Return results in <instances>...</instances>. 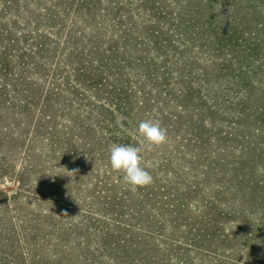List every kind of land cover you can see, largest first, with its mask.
Segmentation results:
<instances>
[{"label":"rangeland","instance_id":"obj_1","mask_svg":"<svg viewBox=\"0 0 264 264\" xmlns=\"http://www.w3.org/2000/svg\"><path fill=\"white\" fill-rule=\"evenodd\" d=\"M105 1L112 2L109 5L105 2L100 8L108 10L106 15L111 21L127 13L131 16L140 14L142 18V21L123 19L119 22L130 24L132 34H126L130 58L136 57L134 46L142 34L150 33L149 30L162 31L163 39L168 44L177 40L176 32L170 35L164 32L166 27L160 29L154 21L149 24V19L144 17L146 14L148 18H160L154 20L165 22L166 26L180 22L189 25L190 20L198 25V35H180L183 46L186 40H190L193 46L175 44V51L172 52L181 51L186 58L194 57L186 68L179 64L176 69L197 82L195 87L199 100L180 101L187 110L182 114L170 100L162 99V93L156 95L149 91L144 97L148 101L143 110L144 113L149 112L148 117L154 116L153 119L162 121L168 131L167 142L160 146L149 148L145 142L143 154L151 163L147 165H155L151 169L153 178L157 180L165 169L157 166L163 161L169 170L179 174L188 191L176 193L170 200H164L162 192L155 191L156 197L151 201L155 212L147 210L149 218L154 219L148 223L153 232V242L139 246L121 245L123 219L115 206H131L130 211H122L130 212V217L124 220L145 225L147 223H143V217L135 215V206L146 202L144 196L147 192L142 198L133 200L112 199V205H108L112 207H107L104 200L99 201V197L97 199L92 184L99 175L95 170L100 165L97 154L86 157L82 152L93 153L96 150L85 147L77 140L79 128L83 126L77 120L80 114L78 108L94 105L82 89L68 85L67 76L68 72L71 73L73 79L79 78L88 88L87 69L83 67H87L86 61L97 56L94 47L105 40L112 49L120 48L121 56L124 53L122 41L125 34L120 36L115 33L118 38L104 39V35L108 36L112 31L110 21L105 24L111 29L108 33H105L104 25L98 23L103 36L101 39L97 35L92 39L80 40L81 47L90 45L91 57L86 53L85 57L60 60L57 44L50 40L41 43L37 35L29 33L27 28L33 18L36 19V25H31L34 29L49 27V20L54 22L55 19H39L33 7H28L21 0L9 4L5 11L8 24H0V41L3 40L5 44L15 41L14 45L28 42L26 46L30 49L17 55L19 64L11 70L16 71L23 81L14 83L0 72V171L5 157L12 159L17 156L11 166H20L18 154L28 144L30 132H27L32 130L35 119H46L48 116L54 119V132L58 133L59 140L48 137L47 133L53 132L49 126L53 124L44 121L37 137L30 143L29 155L34 168L26 177V182L32 186L35 195L24 199L17 196L18 203L9 208H16V211L9 215H6L5 197L0 196V235L5 238L11 235V243L18 240L11 230L12 225L18 223L12 216L18 214L22 226L18 232L34 246L32 255L40 254V245L49 256L55 253L59 258L62 254L70 257L74 249V257L91 259L89 264H264V0H174L189 1L190 4L185 7L169 6L173 0H158L160 6L155 5V9L152 3L133 1L120 5L126 0ZM188 5L187 16L184 9ZM67 6L60 7L64 9ZM161 11L165 14L160 15ZM62 13L64 18L78 14L76 8ZM58 24L63 25L61 22ZM86 26L87 23H82L74 29L84 31ZM137 31L140 34L138 37ZM62 36L67 38L66 35ZM60 41L65 42L64 39ZM41 45L44 48L47 45L48 54L41 53L44 51H41ZM143 47L148 54L153 53L150 44L144 42ZM23 64L31 66L24 68ZM130 67L134 68L133 65ZM132 77L134 79V75ZM7 84L20 89L35 84L40 85L41 89L32 97L16 93L22 100L21 104L19 100H10L11 96L6 94L10 90L6 88ZM145 90L147 92L149 89L146 87ZM45 95L49 102H43ZM98 96L103 95L98 93ZM12 103L15 109H7L13 106ZM19 112L21 115L17 116ZM138 119L144 120V116ZM190 128L196 130L202 142L197 140L194 131L190 135ZM178 135L186 147L178 142ZM74 148L80 153L78 161L72 157ZM101 177L111 181L115 195H119L127 186L120 179L123 178L121 172ZM192 182L197 185L191 187ZM15 189V185L8 180L0 184V190L9 192V196ZM107 189L104 184L100 185L101 192ZM174 200L177 202L173 203ZM81 210H88L103 222L93 229L99 235L95 241L93 237L90 242L78 237L75 230L74 236H71V229L77 224L81 226L78 216H82V221L85 219ZM57 214L61 217L58 218ZM93 215L86 216L94 218ZM107 216L115 220L109 223L104 219ZM70 224H73L72 228ZM138 235L145 237L141 233ZM111 236V241L106 239ZM96 243L100 246L94 247ZM86 247L91 248L90 252ZM10 252L16 254L18 249ZM60 263L64 264V261Z\"/></svg>","mask_w":264,"mask_h":264},{"label":"trees","instance_id":"obj_2","mask_svg":"<svg viewBox=\"0 0 264 264\" xmlns=\"http://www.w3.org/2000/svg\"><path fill=\"white\" fill-rule=\"evenodd\" d=\"M21 0H0V24H8V20L5 16L6 8L9 6L10 3H19ZM25 1L28 7H33V12L39 16V19H55L54 22L49 20V27H42V28H32L31 25L35 24L36 19H30L31 21L27 24V28L29 29V33L36 34L38 39L42 41L41 43H46L48 40L57 44L58 53L60 60L62 59H73L76 57H85L86 53H89L91 57V47L84 45L81 47L80 40L84 38L92 39L95 36H99L101 39L103 36L100 33V28L98 23H102L105 28V33H108L111 29L112 31L106 35H104V39H112L118 38V35L122 36L125 34L123 38L124 41L122 47L123 54L120 56V48L112 49L106 44L104 40L102 43L98 45V47H94L97 51V56L92 57L89 61H86L87 67H83L87 69L86 74L88 76L90 86L88 88L84 87L83 81L79 78H72L71 73L68 72V80L67 83L74 89H82L88 99H91L94 106L78 108L80 114H78L77 120L82 122V127L79 128V136L77 140L83 143V145L91 150H96L93 153H88L87 151H82L86 157H89L92 154H97V159L99 162V166L96 170L98 175L97 181L93 184L97 199L99 197V201L104 200V204L107 207H112L108 205H112L113 200L122 201L123 198L127 199H136L142 198L144 193H146V202H143L141 205L135 206V215H141L143 217V223L146 222L147 224L141 225L140 223L131 224L127 220H124L127 217H130V212L123 213L122 211L127 209L130 211L131 206L122 207L120 205H116L115 208L119 215H121L123 221L121 223L122 229L120 231L121 235L123 236L122 239V246H139L141 244H151L153 242L152 239V230L149 228L148 223L151 222L152 218H149L147 210L152 209L151 201L154 200L156 197L155 191L162 192V196H164V200L174 198L176 193L179 192H187L188 188L183 184L182 178L179 177V174L175 172V170H169L168 166L165 162L158 163L157 166L165 167L162 170L160 177L145 187L139 188L136 191L131 190V186L127 184L124 191H122L119 195L113 194L116 193L113 184L109 181L108 178L101 177L104 176H111L113 175L115 170H113L110 166V145L113 143L117 144H131L137 145L141 142H144L143 139L138 134V124L141 120L138 118L144 116V119L153 118L154 116L148 117L149 112L144 113V106L146 105L148 98H144L146 94L155 92L156 95H160L162 93L163 100H170L171 104H175L178 107L180 113H186L187 110L185 107L180 104V101L184 100H196L198 101L196 87L197 82L191 81L190 76L183 73L181 70L176 69V65L182 64L186 68L191 61L194 60L192 56H185L184 52H177L173 54L172 51H175L173 48L175 44L183 46L182 40L180 39V35H198L197 33V24L192 23L193 20H190L189 25H185L184 23L180 22L177 23L178 25L167 24L165 22H159L160 18H148L147 14L144 16L146 19H149V24H152L151 21L159 24L160 29H164V32H168L170 35H173L174 32L175 38L177 40H172L173 42H169L166 39H163V32L161 31H152L149 30V34H143L138 39V43L134 46V51L136 52V57L130 58L128 56V51L126 48V43L128 42V37L126 36L127 33L132 34L130 31V24H119L120 21L123 19H136L141 20L140 14H120L117 19L111 21L108 19L106 12L108 10H101L100 5L106 2V5H109L110 2L105 0H22ZM128 1V2H126ZM125 2L119 3L120 5H126L127 3L135 2H144V3H152L153 9L157 8L155 5L160 6L158 0H126ZM131 1V2H130ZM174 1V0H173ZM171 1L169 6H182L185 7L186 4H190L189 1L177 2ZM67 4V8H61L60 6H64ZM114 4V3H113ZM95 6L97 8H95ZM189 6V5H188ZM72 8H76L77 15L69 16L64 18V13L67 12ZM189 7L185 8L184 11L189 15ZM63 9V10H61ZM121 10V8H117ZM67 10V11H65ZM161 14H165V12H160ZM131 16V18H130ZM159 16V15H158ZM47 17V18H46ZM71 17V18H70ZM180 18V17H179ZM145 20V19H144ZM107 21H110V28L105 27ZM63 23V25L58 23ZM147 22V21H146ZM87 23L86 29L84 31H77L75 30V26L78 24ZM92 23H96L93 25ZM133 23V22H130ZM211 26V25H208ZM26 28V29H27ZM1 30V29H0ZM18 34V33H15ZM159 34V36H157ZM62 35H66L67 38L65 39ZM80 35V36H79ZM87 35L89 37H87ZM140 34L136 33L138 37ZM161 38L163 40H161ZM64 39L65 42L60 40ZM148 43L153 48V53L148 54L146 49H144L143 44L144 42ZM163 45L162 46V42ZM171 41V40H170ZM15 41L12 43L5 42L2 40L0 41V72L5 77L13 80L14 83L19 82L22 80L19 77L18 73L11 72L12 68H15L19 62L16 58L17 55L22 51L26 53L30 49H27V43H20L18 45H14ZM58 44H62L59 46ZM168 44L167 46H165ZM38 45V44H36ZM186 45L193 46L190 40H186ZM183 46V47H186ZM39 47V46H37ZM89 47V50H88ZM160 47L162 50L158 49ZM42 54L49 53L47 50V45L40 46ZM44 48V49H43ZM40 54V53H39ZM95 55V54H94ZM75 56V57H74ZM39 59L43 62V58L39 56ZM214 59V58H211ZM44 63V62H43ZM133 65L134 68L130 66ZM31 64H23L22 67H29ZM76 71V70H75ZM53 75V74H52ZM134 75V79L132 77ZM60 78V77H59ZM190 83V84H189ZM189 86H187V85ZM51 85V84H50ZM53 87V85L51 86ZM146 87L149 89L146 92ZM7 90L6 94L11 96L10 100H19L22 104V100L19 95L16 93L25 94L26 97H32L33 94L37 93L41 87L40 85H26L23 89L14 88L10 85H6ZM55 91V90H54ZM48 92V91H47ZM196 92V94H195ZM98 93L102 94V97L98 96ZM161 97V96H160ZM165 97V98H164ZM167 97V98H166ZM43 102H49L47 95L43 97ZM155 100H153L154 102ZM178 101V102H177ZM30 105V102H27ZM76 107V103L73 101ZM182 103V102H181ZM13 106L7 109H15L14 103ZM2 109H0L1 111ZM21 113H17V116H20ZM138 119V121H137ZM178 120V117H176ZM49 122V125L53 124V126H49L53 132H48V137H55L58 138V133L54 132L56 128V124L54 119H51L50 116L46 119H35L34 125L32 130H28V144L23 146L20 149V153L18 154V159L20 160V166L12 165L11 162L17 159V156L12 159H8L5 157L3 159V168L0 171V184L4 180H8L15 185L16 189L13 190V194L9 196V192L1 191L0 196L5 197L4 205L6 208V215H9L12 211H16V208L13 210H9L12 206L18 203V197L21 199L29 198L34 196L35 193L32 191V186H30L26 181L30 171L34 168L33 164L30 161L31 147L30 143L34 141V138L38 135L39 128L43 127V122ZM71 121V120H70ZM194 134L197 137L199 142H202V137L198 136L196 130L194 128H190V135ZM76 136V135H75ZM59 140V138H58ZM178 142L181 145L184 143L181 142L182 137L177 136ZM70 141V140H68ZM187 141V140H186ZM77 143V141H76ZM145 143V142H144ZM186 147V146H185ZM191 156V155H190ZM72 157L75 160H79L80 153L78 152L77 148H74L72 152ZM72 164L73 162L69 160ZM150 165V161L146 160L144 154L142 153V165L146 166L145 168L151 173H154L151 169L155 167L148 166ZM10 166V167H9ZM207 169V166L205 167ZM123 174V173H122ZM101 177V178H100ZM94 180L96 178H93ZM121 181H124L123 178H120ZM193 179H196L195 177ZM118 182V180L116 181ZM104 184L108 189L100 191V185ZM197 185L195 182H192V186ZM190 188V187H189ZM103 194L105 196H103ZM111 199V200H109ZM113 199V200H112ZM111 201V202H108ZM177 200H174L173 203H176ZM159 205V203H158ZM85 219L89 222H86L85 219L82 221V216H78V224L74 226L73 230L71 229V236H74V230L76 231V235L82 239H85L90 242L91 237L94 238V241L98 239V234L96 233L95 228H97L101 223H103L98 216L89 213L88 210H81ZM90 214L93 215L94 218H89L86 215ZM18 214L12 216L14 221H18V223H14L12 225V233L14 236L18 237V240L15 239V243H11L9 239L10 236L7 238L0 235V264H61L60 261H64V264H89L91 259L87 258H75L74 257V249L73 253H71L70 257H62L59 258L57 254H49L38 246V249L41 251L39 253H35L32 255V251H34V246L26 240V236L21 237L22 235L18 232V228H22L20 224V220L17 217ZM54 218H60L61 216L57 214V217L54 215ZM105 221L112 223L113 219L110 216L104 218ZM133 223V222H132ZM71 228L73 224H70ZM76 227V229H75ZM25 230V229H24ZM138 233L144 234L145 237L142 238L138 235ZM35 237H33L34 239ZM59 240V238H56ZM107 240L111 241L113 237H107ZM142 240L143 242H140ZM100 246L98 243L94 245V247ZM68 248V246H65ZM18 249L16 254L11 253V250ZM88 252H90L91 248H87ZM14 257V258H13ZM16 259V261L14 260ZM53 259V260H51ZM66 261V262H65ZM93 264V263H90ZM246 264V263H245Z\"/></svg>","mask_w":264,"mask_h":264},{"label":"clouds","instance_id":"obj_3","mask_svg":"<svg viewBox=\"0 0 264 264\" xmlns=\"http://www.w3.org/2000/svg\"><path fill=\"white\" fill-rule=\"evenodd\" d=\"M137 131L149 148L160 146L168 139L167 128L158 119L141 120ZM144 142L137 145L117 143L110 145V166L113 170L123 173V180L131 186L132 191L150 185L154 179L142 165Z\"/></svg>","mask_w":264,"mask_h":264}]
</instances>
